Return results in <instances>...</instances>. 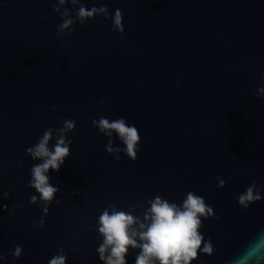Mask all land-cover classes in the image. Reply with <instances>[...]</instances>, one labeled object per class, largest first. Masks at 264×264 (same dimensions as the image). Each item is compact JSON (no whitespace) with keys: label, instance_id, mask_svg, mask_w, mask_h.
<instances>
[{"label":"water","instance_id":"95a60500","mask_svg":"<svg viewBox=\"0 0 264 264\" xmlns=\"http://www.w3.org/2000/svg\"><path fill=\"white\" fill-rule=\"evenodd\" d=\"M102 120L136 129L134 157ZM46 133L68 149L50 199ZM189 192L213 210L192 264H232L264 230V0H0V264H105V211L147 224Z\"/></svg>","mask_w":264,"mask_h":264},{"label":"clouds","instance_id":"9594fccd","mask_svg":"<svg viewBox=\"0 0 264 264\" xmlns=\"http://www.w3.org/2000/svg\"><path fill=\"white\" fill-rule=\"evenodd\" d=\"M81 10V15H84ZM101 129L115 130L127 146L129 155L134 157L135 145L138 134L134 127H128L123 120L109 123L106 120L100 122ZM73 127L72 124L67 125ZM49 136L46 133L43 140L37 146L34 156L46 157L44 163L33 169L34 187L42 193V197L50 199L53 188L46 186L47 177L44 175L49 168L58 169L67 156L68 149L60 141L52 152L48 150ZM221 187L223 182H221ZM253 188H248L238 197V204L247 208L251 203L261 200ZM204 199L194 193L186 195L182 205L169 203L157 198L151 204L145 219L147 224L134 220L131 215L123 212L107 211L100 218L99 231L104 236V244L100 247L101 260L105 264H126L124 259L128 246L140 247L141 254L137 257V264H192L197 258L198 251L211 254V247L205 244L201 248L203 237L200 234L201 218L212 214ZM134 224H139V233ZM139 234L141 244H137L135 237ZM109 255L105 257L104 253ZM52 264H64L62 258L52 261ZM232 264H264V230L257 231L233 257Z\"/></svg>","mask_w":264,"mask_h":264}]
</instances>
